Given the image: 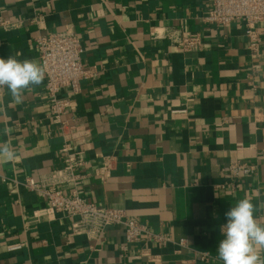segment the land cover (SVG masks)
Listing matches in <instances>:
<instances>
[{
	"label": "crops",
	"instance_id": "0c3cea01",
	"mask_svg": "<svg viewBox=\"0 0 264 264\" xmlns=\"http://www.w3.org/2000/svg\"><path fill=\"white\" fill-rule=\"evenodd\" d=\"M209 8L210 0H0V22L16 24L0 28V57L38 61L35 37L68 30L80 39L83 68H94L78 94H58L69 101L62 119L85 134L78 194L185 242H141L123 253V229L110 226L93 246L21 187L62 166L44 80L19 104L0 92V143L16 153L0 161V264H222L225 213L245 196L264 202V36L263 57L251 62L242 23L207 26ZM173 31L200 36L201 50L176 49L163 37ZM106 157L111 171L102 183L96 171ZM238 161L258 169L235 194L216 189L226 181L223 168ZM255 215L264 224V207ZM13 244L22 248L8 252ZM140 249L156 263L140 258Z\"/></svg>",
	"mask_w": 264,
	"mask_h": 264
},
{
	"label": "built area",
	"instance_id": "2783aa9c",
	"mask_svg": "<svg viewBox=\"0 0 264 264\" xmlns=\"http://www.w3.org/2000/svg\"><path fill=\"white\" fill-rule=\"evenodd\" d=\"M235 21H240L243 25V36L250 61H260L263 57L260 48L264 31L260 26L264 24V0H210V8L202 18L205 25L217 28L228 26ZM15 26L16 24L8 21L0 22V28L4 31ZM163 37L183 53L199 52L203 46V40L198 35L185 37L173 31L166 32ZM33 49L45 71L44 95L48 102V117L60 132L63 140L59 152L62 156V166L60 169L49 171L38 181L26 178L20 184L21 187L45 199L48 203V212L61 214L70 220L71 236H85L93 246L108 227L120 226L124 233L123 243L120 246V251L123 253L128 245L141 242L153 243L160 247L168 244L183 247L184 241L175 243L167 235L153 233L146 223L131 219L123 211L95 205L78 194L77 187L84 177L80 172L86 165L85 151L79 148L85 134L72 132V129L62 119L69 101L60 99L58 94L63 90L70 91L74 95L78 94L81 82L94 76V68L90 70L83 68V50L80 39L68 30L36 36ZM259 67L258 64L251 65L253 72ZM110 161V158H103L102 165L96 171L102 183L109 178ZM257 169V163L233 162L222 170L226 181L215 188L235 194L242 181L250 178ZM64 186H71L72 190L66 192L63 190ZM21 248V244H13L7 247V251L13 252ZM147 252V249H140L138 256L156 263V258ZM200 259H206V256L202 255Z\"/></svg>",
	"mask_w": 264,
	"mask_h": 264
},
{
	"label": "clouds",
	"instance_id": "9594fccd",
	"mask_svg": "<svg viewBox=\"0 0 264 264\" xmlns=\"http://www.w3.org/2000/svg\"><path fill=\"white\" fill-rule=\"evenodd\" d=\"M44 78V68L35 59L0 57V92L7 90L17 104L22 102L26 89L41 85ZM10 132L4 129L5 135ZM15 156L11 145L0 143V161L12 162ZM258 207H264V202L256 205L245 196L225 213L226 223L221 226L224 238L217 248L222 264H264V224L255 215Z\"/></svg>",
	"mask_w": 264,
	"mask_h": 264
}]
</instances>
